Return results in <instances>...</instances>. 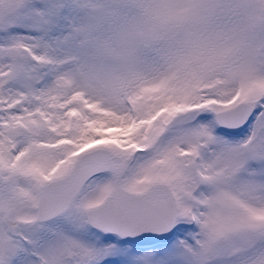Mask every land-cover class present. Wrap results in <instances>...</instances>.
<instances>
[{
    "label": "snow or ice",
    "instance_id": "snow-or-ice-1",
    "mask_svg": "<svg viewBox=\"0 0 264 264\" xmlns=\"http://www.w3.org/2000/svg\"><path fill=\"white\" fill-rule=\"evenodd\" d=\"M0 264H264V0H0Z\"/></svg>",
    "mask_w": 264,
    "mask_h": 264
}]
</instances>
